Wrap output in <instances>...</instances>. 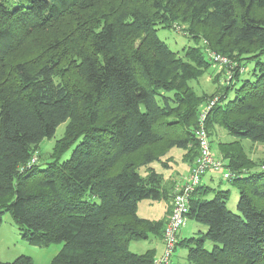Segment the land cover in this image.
<instances>
[{"label":"trees","instance_id":"16d2710c","mask_svg":"<svg viewBox=\"0 0 264 264\" xmlns=\"http://www.w3.org/2000/svg\"><path fill=\"white\" fill-rule=\"evenodd\" d=\"M7 1L0 0V224L7 212L21 239L62 243L50 264H154V248H127L162 239L167 217L137 213L140 200L169 193L151 163L167 167L161 157L173 147L195 161L198 113L217 96L205 127L209 136L219 127L233 137L219 142V155L235 174L228 181L237 213L225 206L227 190L207 199L209 187L200 184L187 216L206 229L176 245L186 248L188 264H264V162L240 142H264V0ZM176 19L237 64L225 83L224 69L215 68L211 94L188 84L212 65L206 48L189 45L179 55L155 32ZM235 49L250 54L238 58ZM252 61L255 77L240 78L239 67ZM63 122L50 160L25 167ZM31 262L20 255L0 264Z\"/></svg>","mask_w":264,"mask_h":264},{"label":"rangeland","instance_id":"374dc122","mask_svg":"<svg viewBox=\"0 0 264 264\" xmlns=\"http://www.w3.org/2000/svg\"><path fill=\"white\" fill-rule=\"evenodd\" d=\"M20 0H8L6 3L9 6H13L17 4ZM159 25L157 28V36L160 38V40L164 41L167 46L174 51L178 52L179 55L182 54V50L184 47L193 45V46H198V47H203L204 49L206 48V51L209 49V45L206 42V35L203 34H192L190 30H188L189 24L187 21H183L182 19H176L172 20L169 23H158ZM215 50V49H214ZM217 50V49H216ZM221 51V50H220ZM226 52V51H223ZM230 53V52H227ZM207 53L204 52V56L206 59H208ZM231 54L238 58H242L248 56L250 53H245L239 52L238 50H234L233 53ZM261 58V63L264 62V54H262ZM244 61V60H241ZM246 68H245V73L242 74L240 78H248L251 79L252 77H255L254 69H256L257 73V67L258 65H255V62L252 61L246 65L244 63ZM244 66V65H243ZM216 67L213 66H208L206 71L196 80H189L188 84L189 86L196 91L198 94L207 93L211 94L213 92L218 84L212 80L215 75H216ZM224 69V68H221ZM220 69V70H221ZM247 69V70H246ZM219 70V71H220ZM226 72V69H224V73ZM208 76H211L212 79H208ZM226 77V74H225ZM218 80H222V82H226L227 79L224 78V76H220ZM239 84L238 81L235 83V87ZM228 97L233 98L234 97V92L233 89L228 91ZM66 128V122L59 123V125L56 127L53 135L50 136V138H45L41 140L39 147H36V154L34 153L36 157V163L43 164V162L50 160V154H51V149L55 142L61 138V136H64ZM211 130V135L209 136L210 140V145L211 149L214 152L215 155L219 154V142H229L233 140V137L229 135L225 130L219 127H215V129H210ZM222 130L223 135L221 137H218L217 134L218 132ZM221 135L222 133L219 132ZM241 146L247 154V156L252 159L256 160V162H264V142L263 141H250L248 138H243L241 139ZM74 145H72L70 148H68L66 151H64L61 159H67L72 151V148ZM190 148V155L192 156L196 155V147L193 143L189 144L188 146ZM186 150L173 147L169 149L166 154L161 157L162 160H165L167 163H171V165L174 164L175 160H180L179 158L181 155L184 157ZM222 157V156H221ZM180 162V161H179ZM226 162V161H225ZM224 162V163H225ZM151 165L155 167L156 171H159L163 169L164 167L161 166V164L157 162H152ZM182 163L179 164L181 167ZM193 165V164H192ZM187 164L185 163L186 167ZM183 169V168H179ZM184 170V169H183ZM225 169L221 168L220 170H208L207 172L204 173L202 178H206V181L204 184L205 187H209V192L206 194V198L210 199L213 197V192L222 189V190H227V200L225 206L229 210H231L234 213H237L236 205L237 200H238V192L236 187L230 183L229 181L225 180L226 178L224 177ZM211 176V178H210ZM165 182V179H164ZM202 183V182H201ZM166 185V183H164ZM173 194V193H172ZM98 200L97 198H95ZM163 200L168 203V201L164 198L160 199H143L138 202V213L141 214L142 216H145L146 218H159L158 212L160 207H162ZM171 201V199H170ZM2 222L0 224V261L2 262H10L14 260L16 257L20 255H27L32 258L31 264H50L49 262L52 260L54 255L61 249L62 243L54 242L45 246H36L33 244H30L29 242L21 239V231L19 230L18 227H16L15 222L11 218V216L6 212L2 214ZM163 218V217H162ZM165 218V217H164ZM185 225L181 228L180 235L181 237H184L186 239L192 238V237H197L199 236L200 232H204L206 227L202 223L196 222L195 220L191 219H186ZM152 244H155L158 246V249H161V243L158 240V238L151 237L148 240L147 239H142V240H136V241H131L129 243V250L134 253H143L146 249H148V246H151ZM206 248H210L212 246L210 241H206L205 243ZM162 253V252H161ZM160 253V254H161ZM159 254V255H160ZM156 255V256H159ZM186 248L185 247H180L177 246L171 260L174 264H188L186 261Z\"/></svg>","mask_w":264,"mask_h":264},{"label":"built area","instance_id":"2783aa9c","mask_svg":"<svg viewBox=\"0 0 264 264\" xmlns=\"http://www.w3.org/2000/svg\"><path fill=\"white\" fill-rule=\"evenodd\" d=\"M208 55V60L213 64L217 70L221 68L226 69V79L231 78L233 74V69L237 65L225 54H220L219 52L211 51L208 49L206 51ZM244 67H239V71L243 72ZM218 97H213L207 104L201 106L198 113L197 127L194 130V135L196 139V144L198 146V155L196 159L189 168V173L184 178L183 183L174 191L170 201V214L166 220V224L163 229L162 242L163 251L159 256H155L153 259L154 264H173L170 257H172L176 247L177 242L180 239L181 228L185 225L186 219H188L189 212V201L191 193L195 190L197 186L201 184L202 176L208 170H220L225 167L224 160L221 156H217L211 149L210 140L208 132L205 127V117L212 106L217 101ZM36 162V157L33 155L29 162H27L25 167H29ZM21 170L23 167L20 168ZM225 169L224 177L228 181L233 178L235 174L231 173L229 170Z\"/></svg>","mask_w":264,"mask_h":264},{"label":"crops","instance_id":"0c3cea01","mask_svg":"<svg viewBox=\"0 0 264 264\" xmlns=\"http://www.w3.org/2000/svg\"><path fill=\"white\" fill-rule=\"evenodd\" d=\"M208 79H211L210 76H208ZM219 132H221L222 134L219 135L220 134ZM219 132H218L217 136L221 137L224 133H223L222 130H220ZM219 154H220V152H219ZM219 154H217V156H221ZM179 159L180 160H175L173 165H171V163H168L167 167H165V168H163V169L158 171V172H160L163 175V178L165 179L164 183L167 184V188H168L169 193L167 194V197L164 198V199H166L168 201V203L163 200L162 207H160L159 212H158L159 218H156V219L155 218H151L152 220L156 221L158 219H164V217L168 218V216L170 214V207L169 206H170L171 194L174 193V191H176V189L183 183L182 181H184V178L189 173V170H190L189 168H191L192 164L194 163V159L191 160V161L184 160V159H182V157H180ZM180 163H182L181 167L179 166ZM185 163L187 164L186 167H184ZM179 168H183L184 170L183 169H179ZM210 178H211V176H210ZM200 181H202L201 184H204L205 181H206V178L203 177ZM137 213H138V210H137ZM138 215L140 217L146 218L145 216H142L139 213H138ZM148 219H150V218H148ZM180 238H182L181 235H180ZM158 240L161 243V245H159V246H161L160 250L158 249V246L155 245V244H152L151 246L147 245L148 248H154L155 256L159 255L163 251V247H164L162 239L158 238Z\"/></svg>","mask_w":264,"mask_h":264}]
</instances>
